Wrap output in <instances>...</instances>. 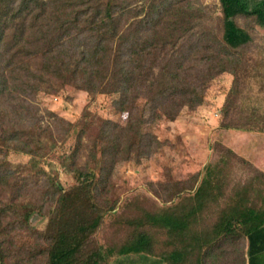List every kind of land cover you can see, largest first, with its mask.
<instances>
[{"label": "trees", "instance_id": "obj_1", "mask_svg": "<svg viewBox=\"0 0 264 264\" xmlns=\"http://www.w3.org/2000/svg\"><path fill=\"white\" fill-rule=\"evenodd\" d=\"M219 1L221 37L194 0H153L143 17L128 0H0V147L6 150L0 159L2 264H9L6 260L13 247L8 245L15 244L3 238L10 232L29 231L37 242L30 257L19 254L14 264L32 260L34 264L37 260L40 264H107L115 255H154L153 237L146 228L168 235L174 247L161 256L168 264H184L195 254L199 257L205 243L208 251L232 243L241 246L244 255L247 242L249 264H264V209L250 205L248 187L240 190L210 231L196 229L220 186L215 180L220 169L213 165L205 168L201 181L199 173L186 183L167 184L166 195L158 194L171 202L187 190L192 194L188 201L129 220L134 231L121 245L91 247L105 216L117 210L118 200L108 197L116 163L148 156L160 145L154 134L144 132V126L154 119L174 121L185 108L192 112L203 105L210 82L232 71L239 50L252 40L238 18L264 25V0ZM66 86L89 94L117 95V110L128 115L125 125L102 121V131L84 163L82 130L65 161L77 179L69 189L40 166L56 145L53 129H42L36 120L27 125V117L35 119L32 99ZM222 116L223 131L264 132V123L257 118L243 123L229 119V100ZM56 121L55 128L66 138L74 124ZM44 133H49V142ZM10 150L31 156L28 165L13 167L6 159ZM22 169L35 173L33 179L20 180ZM40 176L43 179H36ZM36 215L49 217L45 231L31 227Z\"/></svg>", "mask_w": 264, "mask_h": 264}, {"label": "rangeland", "instance_id": "obj_2", "mask_svg": "<svg viewBox=\"0 0 264 264\" xmlns=\"http://www.w3.org/2000/svg\"><path fill=\"white\" fill-rule=\"evenodd\" d=\"M128 1L141 11L143 17L153 0ZM161 1L164 0H157ZM194 2L204 10L207 23L214 26L221 37L220 1L194 0ZM237 22L248 30L252 40L249 45L239 50L237 55L239 61L231 64L232 71L222 73L210 82L203 105L192 112L185 108L176 119L182 118L181 124L178 125L176 120L170 121L165 118L150 121L143 130L145 133L154 134L160 145L148 156L140 159L133 156L129 160L116 163L109 181L108 197L118 200L117 210L105 216L100 229L92 237L91 247L100 246L106 249L121 245L134 231V227L128 223L129 220L137 219L145 212L163 213L189 199L192 194L187 190L171 202H164L158 194L166 195L167 184L186 183L199 173L201 181L208 165L220 169V174L215 179L220 186L215 191L216 200L210 201L201 213L200 221L196 225L198 231H210L221 212L235 202L244 187H248L251 200L258 205L261 204L262 195L259 192L264 190V178L250 164L248 152L251 141L257 137L254 135H264V132L234 129L223 131L219 128L223 120V109L228 100L229 119L243 123L246 119L257 118L264 123V25L245 18H238ZM117 100V95L89 94L72 86H66L55 94L41 92L32 99L35 119L27 117V125L36 120V124L42 129L52 128L56 139V145L48 156L40 161V166L57 177L65 189L77 184L74 174L66 169L65 161L78 145L82 130L85 134L81 163H84L102 131V121L125 125L128 115L117 110L115 106ZM58 118L74 124L66 138H62V132L55 128ZM182 129L187 131L186 136L180 134ZM47 135L49 133H44L43 139L49 142ZM228 150L234 151L237 157L232 156ZM5 152L6 150L0 147V159L4 157ZM6 159L13 167L27 166L31 156L10 150ZM90 161L91 167L94 168L95 162L91 159ZM34 174L30 170L22 169L18 176L23 180L32 178ZM37 178L43 179L41 176ZM48 221L49 217L41 218L36 215L31 221V227L38 232L45 231ZM146 229L153 237L154 255H115L109 258L107 264H168L161 258L174 247L168 243V235L165 231L155 228ZM3 238L11 239V242L15 243L8 245L10 248L13 247L6 260L9 264H14L19 259V254L27 256L26 258L30 257L36 248V236L29 231L23 234L10 232ZM231 244H224L223 250L233 253V257H228L219 264H239L234 257L235 244ZM197 256L195 254L187 258L184 264H201ZM40 263V260L35 262ZM31 264H34L33 260Z\"/></svg>", "mask_w": 264, "mask_h": 264}, {"label": "crops", "instance_id": "obj_3", "mask_svg": "<svg viewBox=\"0 0 264 264\" xmlns=\"http://www.w3.org/2000/svg\"><path fill=\"white\" fill-rule=\"evenodd\" d=\"M182 122V118H180V120H176V124H181ZM180 134L186 136L188 133L187 131H185V129H182ZM257 136L255 137L254 141L252 140L250 143V149H249V161L250 164L256 169L258 170L260 173L264 174V135L262 134H258V135H254ZM206 166V164H205ZM264 178V177H263ZM249 190V189H248ZM260 191V189L258 190ZM249 192V191H248ZM262 196L261 200V204H256L253 202V200H251L249 194L247 193L248 196V200L251 206H254L256 209H260L263 208L264 209V190H261L259 192ZM207 246L208 244H202L201 247L203 248V250H201L199 257H197L198 262L200 261L201 264L204 263H209V264H219L221 262H223L225 259H227L228 257H233V253L231 252H226L225 250H223V246H221L220 249L217 250H207ZM248 247H249V243H246V249H245V254L243 255L241 246H237V251H235L234 253V257L236 259V262H238L239 264H249V256H248Z\"/></svg>", "mask_w": 264, "mask_h": 264}, {"label": "built area", "instance_id": "obj_4", "mask_svg": "<svg viewBox=\"0 0 264 264\" xmlns=\"http://www.w3.org/2000/svg\"><path fill=\"white\" fill-rule=\"evenodd\" d=\"M217 116H219V115H217Z\"/></svg>", "mask_w": 264, "mask_h": 264}]
</instances>
